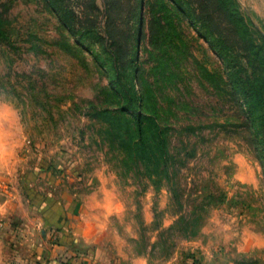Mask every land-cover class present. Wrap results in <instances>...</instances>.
<instances>
[{
  "label": "rangeland",
  "instance_id": "1",
  "mask_svg": "<svg viewBox=\"0 0 264 264\" xmlns=\"http://www.w3.org/2000/svg\"><path fill=\"white\" fill-rule=\"evenodd\" d=\"M116 1L97 0L96 42L110 10L119 54L107 78L91 62L103 43L72 57L43 42L58 34L38 0H0L18 39L0 46V227L63 246L61 264H264L260 106L245 122L235 94L251 65L264 75V0ZM138 88L168 170L136 160L120 106Z\"/></svg>",
  "mask_w": 264,
  "mask_h": 264
},
{
  "label": "trees",
  "instance_id": "2",
  "mask_svg": "<svg viewBox=\"0 0 264 264\" xmlns=\"http://www.w3.org/2000/svg\"><path fill=\"white\" fill-rule=\"evenodd\" d=\"M44 7L45 12L48 14L47 19L50 21H55L56 30L58 37H54V43L48 42L51 45L58 46L63 52L72 56V57H81L87 58L85 56V51H92L90 45L93 43H103L99 47V52L92 55V63L98 64L102 67L103 71L99 72L101 77L110 76L112 71H116V67L118 64L119 54L115 47V38L112 36L113 29L115 27L112 14L110 10H114L117 4L116 0H107L105 8H111L109 12H106L107 20L104 24L103 34L101 37L102 42H96L98 36H101V33L96 31L97 24L99 21V14L102 12L101 8L97 5V0H38ZM81 6L83 8V12L85 8H87L88 12L91 13L85 16L86 20L89 22L87 25V29L85 26H81L77 28L75 26L78 23L77 20L80 19L79 16H76L73 12H75L76 6ZM136 12H132V14ZM194 13V14H193ZM109 14V15H108ZM193 17H198L195 12H191ZM12 12H0V46L2 47H12L17 44V40L13 36V32H10L7 29V25L12 23L11 17ZM194 18V23L198 25L200 21L199 18ZM203 24L202 27L206 29V25L204 24V20H201ZM170 24L169 22L165 23V27ZM163 26V27H164ZM201 28V27H200ZM17 36L20 35V32H16ZM203 33V32H202ZM84 39H87L88 42H83L82 39L78 38L74 41V37H78V35ZM23 35V34H22ZM133 30L130 31V40H133ZM206 35V34H204ZM89 39V40H88ZM39 40L42 42V39L39 37ZM79 41V42H77ZM82 43V44H81ZM252 74L249 79V84H245L244 81L240 82L241 88L243 91L240 95L236 94V99L239 100L240 97L243 98L244 103L247 107V110H243V119L245 122L250 120V111L254 109V106L259 105L258 111L255 113L257 116V121L250 120V127H254L256 123L262 128V137L261 142L263 143V150L258 151L262 155H264V75L261 72L258 74V70L251 65ZM117 75V73H116ZM113 80H108V87L112 90L111 83ZM0 87L3 88L4 84H0ZM145 93L142 88H138L137 94L131 93L127 96L126 104L120 106L122 111L131 109L135 111L136 116V130H137V138L135 141V152L137 156V161H142L143 157L146 155H150L151 159L154 158V165L156 168L163 167V169L168 170L169 162H170V154H169V144L167 143V135L163 130H157L153 132V128L150 134L147 131L150 126V121L152 118L150 117V113L146 111V102L144 100ZM142 106V107H141ZM249 111V112H248ZM134 113V112H133ZM176 162V161H175ZM179 163V162H176Z\"/></svg>",
  "mask_w": 264,
  "mask_h": 264
},
{
  "label": "crops",
  "instance_id": "3",
  "mask_svg": "<svg viewBox=\"0 0 264 264\" xmlns=\"http://www.w3.org/2000/svg\"><path fill=\"white\" fill-rule=\"evenodd\" d=\"M7 224L0 227V264H61L64 257H73V253L63 246L50 243L45 245L44 241L49 238H32L27 233L19 232V237L10 236L6 230ZM18 246L12 248V241ZM73 261V260H71ZM133 264H139V259H134ZM63 263V262H62ZM144 264V263H143ZM148 264V263H147Z\"/></svg>",
  "mask_w": 264,
  "mask_h": 264
}]
</instances>
